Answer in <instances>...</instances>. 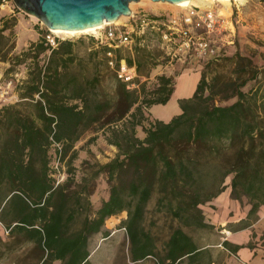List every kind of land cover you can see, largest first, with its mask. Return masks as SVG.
Returning <instances> with one entry per match:
<instances>
[{"label": "trees", "instance_id": "obj_1", "mask_svg": "<svg viewBox=\"0 0 264 264\" xmlns=\"http://www.w3.org/2000/svg\"><path fill=\"white\" fill-rule=\"evenodd\" d=\"M11 33L3 19L0 60L8 63L3 76L26 59L30 66L26 77L14 84L17 99L0 105V223L7 232L20 233L39 246L43 253L39 264L54 260L89 264L87 236L100 231L103 219L107 216V225L111 214L120 210L126 211L120 226L128 237L132 260L151 255L156 264H211L209 249L197 245L179 226L170 230L162 253L155 256L153 239L141 226L153 189L158 193L156 201L183 224L212 227L197 204L219 193L225 187L223 178L230 174L229 197L238 201L245 197L249 204L242 226L256 218L258 206H264V50L259 52L260 66L237 49L222 56L232 63L229 78L219 72L207 78L205 66L195 70L199 75L192 93L177 99L180 111L167 120L153 118L141 125L138 136L134 125L141 124L142 105L164 103L173 89L169 75H157L151 88L138 81L154 63L149 47L132 45L128 54L114 50L116 60L123 57L128 65L134 63L136 85L128 88L114 74V98H109L92 92L99 82L96 72L87 77L69 66L74 60L71 40L58 39L50 46L41 37L12 52ZM100 50L104 54L106 47L100 45ZM250 79L254 83L244 90ZM216 93L234 99L215 104L211 98ZM125 114L129 115L125 125L112 128L105 138L117 148L115 155L99 165V171L106 173L108 195L93 216L84 215L80 226L69 230L83 194L69 190L66 180L55 182L51 153L71 161L73 142L85 128ZM123 173L127 177L122 181ZM116 178L118 182H113ZM102 233L106 236L108 231ZM259 238L264 243V229ZM220 243L232 253L240 246L226 239ZM246 245L254 244L248 240Z\"/></svg>", "mask_w": 264, "mask_h": 264}, {"label": "rangeland", "instance_id": "obj_2", "mask_svg": "<svg viewBox=\"0 0 264 264\" xmlns=\"http://www.w3.org/2000/svg\"><path fill=\"white\" fill-rule=\"evenodd\" d=\"M229 1V2H228ZM227 4L219 1L191 3L199 10L211 9L216 14L215 28L208 33L217 47L218 54L207 57L199 63L190 62L187 66H181L180 61L167 62L161 48L156 46L155 40L148 46L152 50L154 63L149 68L146 76L139 75L138 81H144L147 88L155 84L156 76L159 74L169 75L173 78L185 70H200L205 66L206 77L213 72L223 74V78H229L232 75L231 62L221 59L224 55H230L234 50L241 54L251 56L253 62L258 66L261 65L259 52L264 50V0H228ZM12 10L6 6L0 9V22L7 20L11 28V39L13 40L12 52H19L26 47L29 41L41 38L48 29L44 23L36 16L28 14L15 6L12 1ZM187 6L176 5L167 1L153 2L152 0H131L128 2L130 13L139 14L146 12L150 14L168 13L181 15ZM130 14L121 15L116 23L128 22ZM146 28V27H145ZM93 32V31H91ZM91 32H77L73 34H60L52 32L54 38L69 39L73 42L72 52L74 60L69 65L74 71L84 74L87 77L98 74L99 82L91 90L97 96L105 95L114 98V74L113 68L108 66L105 56L100 50V45H96L91 36ZM156 37L155 30L147 34L146 38ZM232 39L230 43H226ZM132 47V46H131ZM121 54L131 53V48L126 46L118 47ZM93 51V52H92ZM45 52L38 58V63L42 64L45 58ZM7 61L0 60V105L13 102L17 99L14 84L26 77V66H30L29 60L25 63L18 64L13 72L3 76V69L7 66ZM116 75V74H115ZM254 83L253 79L246 81L243 89H247ZM207 91L204 90V93ZM234 97H223L219 93L213 94L211 101L215 104L229 103ZM133 107L130 108L132 110ZM148 106L142 105L141 124L134 125L135 135L142 136L141 125H147L152 120L148 113ZM137 117V114L135 115ZM129 115L125 114L121 119L109 123L95 122L85 128L78 138L73 142L72 148L75 149V156L71 161L56 159L51 153L50 162L52 163V174L62 183L66 180L69 190L82 191L80 198V207L76 209L73 220L69 223L68 229L75 230L80 226L84 215L93 216L95 209L100 202L108 195L109 183L106 179V173L99 171V165L113 157L117 148L106 141V136H111V129L122 128ZM114 132V131H113ZM67 177L66 179V176ZM127 177L121 174L120 179L123 181ZM230 174L223 178L222 184L225 187L219 192H223L221 199L211 203L212 197L208 200H201L197 206L201 209L203 220L204 210L225 216L226 213L233 209V204L229 201L228 181ZM113 182H118V178ZM158 193L153 189L148 200L145 203L141 226L150 233L153 243L155 256L162 253L164 242L174 226L181 227L197 242L216 240L217 232L212 227H200L183 224L176 217H173L166 209L165 205L157 202ZM246 202L242 197L239 206ZM109 218L108 225L105 223L106 217L100 231L90 233L87 236V256L89 264H156V259L148 255L144 258L132 260L129 251V241L123 226V220L126 217V211L120 210ZM114 228H118L114 230ZM106 229L109 234L102 236V230ZM112 231V232H111ZM210 255L216 262H220L224 256L222 249L218 247H208ZM43 255L39 246L32 240L25 239L22 234L17 232L9 233L0 223V264H39L40 257ZM51 264H59L57 260ZM181 264H184L182 262Z\"/></svg>", "mask_w": 264, "mask_h": 264}, {"label": "built area", "instance_id": "obj_3", "mask_svg": "<svg viewBox=\"0 0 264 264\" xmlns=\"http://www.w3.org/2000/svg\"><path fill=\"white\" fill-rule=\"evenodd\" d=\"M12 5V0H0V9L6 6L11 11ZM129 14L128 22H108L91 32L94 43L106 47V63L113 68L118 78L126 82L128 88L136 85L132 81L136 75L135 65H128L123 57L115 59L114 50L122 45L130 49L132 45L148 46V41L152 43L155 40V45L162 49L167 62L180 61L181 66H187L191 61L199 63L218 54L216 45L208 36L217 23L216 14L209 8L199 10L189 4L181 15L146 12ZM46 28L48 32L43 37L50 46H55L57 39L51 34L50 28ZM154 30L156 37L146 38ZM54 145L59 147L57 143Z\"/></svg>", "mask_w": 264, "mask_h": 264}, {"label": "crops", "instance_id": "obj_4", "mask_svg": "<svg viewBox=\"0 0 264 264\" xmlns=\"http://www.w3.org/2000/svg\"><path fill=\"white\" fill-rule=\"evenodd\" d=\"M198 75L195 70H184L177 74L173 78V89L168 99L164 103H152L148 106V113L151 118L167 120L173 114L178 113L180 108L177 99L188 97L192 93ZM222 196L223 192L217 193L212 197L211 203H215ZM229 201L233 204V209L231 211L228 209L225 216L206 210L203 211L205 215L204 221L212 224V228L217 232V238L214 241L197 242V245L207 248L218 247L216 249L224 251V256L219 263L211 255L213 260L211 264L213 262L215 264H264V243H261L259 238L261 231L264 229V206L259 205L256 211V218L249 225L242 226L241 221L245 217L249 204L245 202L239 206V201L233 198H230ZM117 229L114 228V230ZM223 239L233 244H240V246L232 253L221 245L220 242ZM248 240L253 242L254 245L252 247L246 245ZM209 251L212 250L209 249Z\"/></svg>", "mask_w": 264, "mask_h": 264}, {"label": "water", "instance_id": "obj_5", "mask_svg": "<svg viewBox=\"0 0 264 264\" xmlns=\"http://www.w3.org/2000/svg\"><path fill=\"white\" fill-rule=\"evenodd\" d=\"M17 8L32 14L46 27L79 29L111 21L130 13L131 0H12ZM136 1V0H135ZM178 3L181 0H161Z\"/></svg>", "mask_w": 264, "mask_h": 264}, {"label": "bare ground", "instance_id": "obj_6", "mask_svg": "<svg viewBox=\"0 0 264 264\" xmlns=\"http://www.w3.org/2000/svg\"><path fill=\"white\" fill-rule=\"evenodd\" d=\"M153 2H159L161 0H152ZM194 1H199V2H211V1H215V0H181L179 1L178 3H173V4H176V5H180V6H187L189 4H191L192 2ZM216 1H219V2H222V3H225L227 2L228 0H216ZM229 2V1H228ZM227 4V3H225ZM121 16V15H120ZM118 16L117 18L111 20V21H106V20H102L99 24H96V25H92V26H88V27H84V28H79V29H58V28H53V27H49L50 30L52 32H57V33H60V34H66V35H69V34H73V33H77V32H91V31H94L96 28L102 26L103 24L105 23H108V22H111V23H114L115 21H117L119 19ZM188 86V85H187ZM186 88V87H185ZM184 90V89H183ZM187 90V89H186ZM182 91V89H181Z\"/></svg>", "mask_w": 264, "mask_h": 264}]
</instances>
